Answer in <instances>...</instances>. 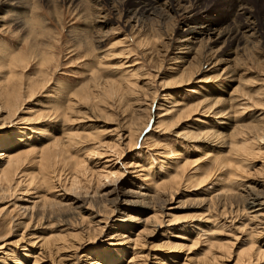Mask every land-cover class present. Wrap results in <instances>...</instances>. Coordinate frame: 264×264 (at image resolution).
Returning <instances> with one entry per match:
<instances>
[{
  "label": "rangeland",
  "instance_id": "rangeland-1",
  "mask_svg": "<svg viewBox=\"0 0 264 264\" xmlns=\"http://www.w3.org/2000/svg\"><path fill=\"white\" fill-rule=\"evenodd\" d=\"M11 1H0V100L24 96L5 125L0 111V169L4 153L61 139L69 123L50 114L75 102L72 93L89 86L91 98L71 115L78 137L67 154L43 169L28 157L13 189L0 193V264H264L256 256L264 207L248 204L264 199V141L251 140L264 125V46H256L261 56L247 48L217 63L181 60L183 11L164 8L162 19L131 28L128 1ZM239 4L262 25L264 0L183 3L220 27L234 22ZM120 77L128 89L113 81ZM188 129L209 137L190 138ZM43 198L59 206L25 210Z\"/></svg>",
  "mask_w": 264,
  "mask_h": 264
},
{
  "label": "bare ground",
  "instance_id": "bare-ground-1",
  "mask_svg": "<svg viewBox=\"0 0 264 264\" xmlns=\"http://www.w3.org/2000/svg\"><path fill=\"white\" fill-rule=\"evenodd\" d=\"M110 1H111L112 5L114 3L117 4L119 2L123 3L124 1H126V2L128 1L130 3H133L134 6L132 8H130V9H127V11H126L127 19L124 20V24H126V26H130L131 28L132 27H134V28L135 27H140L141 26V22H142L143 19L146 20V19H149L150 17L162 19V16L164 14V13H162V9H164V8H168L170 10H173L176 13L179 12V11H183L182 13L185 14L184 25H183V29H180V31H179V33H180V37H179L180 38V46H181V49L179 51V54H181V57H179V58L181 60L184 59L186 56L193 55V58H194V57H199L201 55V57H203L202 60L204 62H207L208 59L206 58V55L207 56L210 55L211 59L215 60V63H217L216 58L218 56H221V55L225 56V55H228V54H234V55H237V56L239 55L240 56V55L245 53L247 48L252 49V52H253L254 55L261 56L260 51L258 52V50H256V46L259 45V44L264 46V22L262 23V25H257V23L253 21L254 19H253L252 15H251L250 11L246 8V6H242V5L239 4L237 6L238 14L236 13V16L234 18L235 19L234 22H232L231 24L226 25L224 27H220L219 24H217L215 22H212V21H207L206 18L205 19H203V18L202 19H196L195 18V13L193 11L194 7L190 6L191 4L189 6L187 5L188 6V10H187V8H185V6L183 5V3H189L191 0L190 1L189 0H110ZM3 4L6 5V6L7 5H9V6H15L16 5V3L12 2L11 0H4ZM179 14L182 15L181 12H179ZM123 18H120V19H123ZM16 19L17 18L15 17L14 20H16ZM17 20H16V22H17ZM107 22H108L107 18H105V16H103V20H102V22L100 24H102L104 26ZM122 39L119 42H121ZM248 46H251V47H248ZM253 46H255V47H253ZM236 59H237V57H236ZM236 59H234L235 62H236ZM121 66H123V64ZM199 72L200 71L191 72L190 74L189 73L188 74H189V76L190 75H196ZM185 75H187V74H185ZM93 77L90 78V81L93 82L92 87L96 86L99 83L98 82L99 81L98 77H94V78ZM127 80L128 79L125 78V77H120L119 81H116V80H113V81H115L117 83L124 82V84L126 85V88H127V86L129 87V85H127V83H128ZM98 85H100V84H98ZM113 86H114V84H113ZM122 86H123V84H122ZM19 90H21V89H19ZM19 92H21V91H19ZM89 92H90V88H89V86H87L86 89H84L83 91L78 92V94L74 95V93H72V96H74L75 98L73 99L71 97V99L75 100V102H73V101L68 102L66 107L65 108L63 107L64 109L58 110L56 108L54 113L50 114L51 116L50 115H46V117L47 116L53 117L54 120L60 122L59 124H60L61 127H65L66 123L67 124L69 123V127H67V129H65V128L63 129V130L66 131V133L63 134L61 139L53 140V141L51 140L50 143H48L47 145L46 144L43 145V147H39L38 146L39 149L36 146H32L30 144V145H27L28 149L26 151H22L21 150L22 152H19V153H16V154H12L11 152L4 153V155H6V157L4 156V158L6 160H5L4 167L0 169V193L1 192H8V191L13 189L14 186L12 187L11 185H12L13 178L17 174L16 171H18L22 167L21 166L19 168L20 163H25V161H26V159L28 157H32L33 158V155L36 154L37 155L36 157L38 158V164H40L41 169H43L44 167H49L50 168L52 163L57 161L56 160L57 158L59 159V157H62V154L65 155L66 150H64V149H65L66 146L69 147L68 145L65 146V144H69L71 146L72 145L71 143L73 141H75L73 139L78 137L75 134V131H73V129L71 127L74 126V125H72L73 122H76L79 119H74L71 115H73V113H76V114L79 115V111L76 110L77 106H79L86 99L91 98V97H89L90 96ZM22 93H24V92H22ZM18 95H20L22 97L23 94H19V93L13 91L11 94L9 93L6 96L5 99L0 100V111L4 113V118L2 119L3 123L1 125H5V121L6 120L15 118L16 114L18 113L19 106H20L19 103H18V98H20V97ZM27 97H28V95H27ZM28 98H31V95ZM175 103L173 105H171V107H169V109H165L163 112H166V114H168V113H171L173 111V110H170V109L173 108L175 110L176 107L178 108L179 103H177V102H175ZM187 111H194V110H191V108H190ZM189 114H190V112H189ZM259 116H261V114H259ZM54 120H53V122H54ZM148 122H149V117H147V119L145 120L144 124L138 129L139 134L142 131V129L144 128V125H147ZM21 123H22V120H21ZM23 124H24V122H23ZM263 126H264L263 124H260V125L254 126V128H252V130L258 128V130L256 132H254V134H253L254 136L251 137V140L256 145H259L260 143H262V141H264L263 140L264 139V130H263L264 128H263ZM19 132H23V131L18 128L17 131L15 132V135L17 136V134ZM76 132H78V131H76ZM185 133L188 134V135H186ZM185 133L183 132L182 134H184V135H186V136H188L190 138L193 137V139H196V138H198L200 136V133H196L195 131L193 132V131H191L189 129L185 130ZM201 134L204 137V139L206 137H209V135H207V134H209V132H203ZM137 135H138V132H137ZM137 135H136V137H137ZM201 137H199V138H201ZM206 139H208V138H206ZM132 140H133V138H132ZM41 143L43 144V142H41ZM135 143H136L135 140H133V144L132 145L129 144V145H131V148L133 147V149H134ZM230 147H232V145H230ZM67 150H68V148H67ZM129 150H130V148H129ZM17 152H18V150H17ZM67 152H66V154H67ZM75 164H77V165L82 164L83 165V161L78 162V163L76 162ZM53 165H55V164H53ZM76 168H74V169L77 170L78 168L77 169ZM83 169H85V167L81 168L82 171H84ZM79 170L80 169H78V172H79ZM81 170H80L79 173H81ZM48 171H49V169H48ZM75 172H77V171H75ZM42 177H41L40 180L44 179ZM104 177H106V175ZM107 178H108V176H107ZM33 180L37 182V180H35V178H31L29 181L33 182ZM77 181L78 180L76 179V177H72L70 184H72V183L74 184ZM41 182H43V181H41ZM15 186H16V183H15ZM69 189H71V188H69ZM74 190L75 189H73V191ZM61 196L63 198H66L67 195L64 194V195H61ZM71 198H69V199L72 201L73 199H71ZM74 198H75V194H74ZM72 203H74V202H72ZM248 204H249V206H251V208L256 206L257 208L263 210L264 199H261V200L254 199L253 201H250V203H248ZM57 206H59L58 201L56 202L54 200H48V199L43 198V199H41V201L39 200V201L33 202L27 208L25 207V210H29L32 213V212H34V210L39 209V213H41V215H43L46 211H51V209H53V208L55 209V207H57ZM18 207H20V206H18ZM24 214H25V212H24ZM254 218H255V216L252 217V219H254ZM256 256L264 258V251H262V252L258 251Z\"/></svg>",
  "mask_w": 264,
  "mask_h": 264
}]
</instances>
